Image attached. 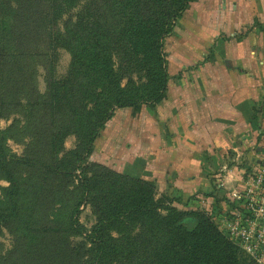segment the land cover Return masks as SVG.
<instances>
[{
  "label": "trees",
  "instance_id": "16d2710c",
  "mask_svg": "<svg viewBox=\"0 0 264 264\" xmlns=\"http://www.w3.org/2000/svg\"><path fill=\"white\" fill-rule=\"evenodd\" d=\"M37 1L44 0H0V118L4 112L16 108H23L29 117L48 111V115L55 118L58 104L62 107L65 94L74 92V87H70L72 75H78V91L86 103L77 107L68 106L75 115L80 150L90 152L91 145L115 108L131 107L138 111L142 104L155 107L165 99L167 77L161 51L162 39L172 32L179 17L196 0H47L50 14L40 30L45 32L47 25L48 47L45 49L47 52H36V57L49 60L50 74L53 72L50 60L54 64L56 49L53 43H60L61 40L52 30L57 11H69L74 5L84 2L88 13L80 19L87 20L91 27L85 31L75 24L72 25L74 28L67 30L72 21L67 23L66 31L71 36L67 35L64 43L72 48L70 72L62 80L52 78L44 97L35 95L33 87L29 88L28 84L33 75L28 61L35 57L29 51L30 45L35 42L31 40V35L37 33L29 12L32 13V5ZM108 2L115 25L109 23ZM99 9L101 15H98V21L93 19L91 22L95 16L92 12ZM77 33L78 37H75ZM121 52L127 55L126 60L131 66L133 64V70L137 69L142 75L140 84L129 79L124 87L121 86L124 71L120 69V74L114 62V55L119 56ZM90 104L94 108L86 111ZM9 114L12 116V113ZM16 122L5 131H0V174L2 180L8 183V187L2 189L0 222L9 217L24 222L25 238L37 247L42 242L35 229L43 224L36 217L35 201H30L29 211L20 205L23 195L21 181L6 163L7 157L3 154L8 151L4 141L15 138L11 136V131L15 129ZM71 154L80 156L77 151ZM51 170L54 171V168ZM70 174V169H67L65 175ZM93 188L98 191L94 197L98 201L99 213L89 237L93 246L88 251L89 264H122L124 254H127L125 260L129 264H243L238 255L241 249L218 230L207 211L181 212L164 207L163 200L155 201L156 189L152 182L112 172L104 178L84 175L76 191L75 203L72 202L74 198H66L55 190L57 194H52L55 205L62 206V209L56 210L59 213L54 216L63 218L65 231L77 228L79 208L83 198L91 195ZM29 197L37 200V196ZM159 210L166 211V214L162 215ZM137 224L148 231L160 232L158 246L153 244L152 248L132 254L111 234L124 233ZM68 225L70 228H67Z\"/></svg>",
  "mask_w": 264,
  "mask_h": 264
},
{
  "label": "rangeland",
  "instance_id": "374dc122",
  "mask_svg": "<svg viewBox=\"0 0 264 264\" xmlns=\"http://www.w3.org/2000/svg\"><path fill=\"white\" fill-rule=\"evenodd\" d=\"M49 4L47 0L37 1L32 5V13L29 12L31 22L37 28V33L31 35V40H35V42H32L29 51L35 57L28 61L33 68V75L28 79V84L30 85L29 88L33 87L35 95L43 97L47 94L48 84L51 83L52 78L59 81L66 78L70 72L72 48L68 46V43H64L66 36H71V33L66 31L67 23L72 21L71 25H67V30L74 28L72 25L75 24H79V28L85 31H88L91 27V23L88 25L87 20L80 19V17L85 18V14L88 13L84 2L74 5V8L69 11L67 9L61 13L57 11L52 30L61 40L60 43H53L56 49L54 64L50 60V64L53 65V72L50 74L48 69L49 60H46V57H36V52L44 51L48 47L47 25L45 26V32L41 31L40 28L42 23H47L46 17L50 14ZM107 5L109 23L115 25V19L111 16L110 2ZM92 13L95 16H93L91 22L93 19L98 21L101 10ZM183 14L177 20L172 32L162 39L161 51L164 55V68L167 77L164 100H167L168 86L170 80H172L171 73H173V67H175L172 60L170 36L174 34V30ZM22 31L25 32L24 28ZM78 34L75 37H78ZM82 35L84 37L85 34L82 33ZM45 51L47 52V50ZM114 57L115 68H119L120 74H122L120 69L124 71L121 86L124 87L129 79L137 85L140 84L142 75L137 72V69L133 70V64L131 66L126 60L127 55L121 52L119 56L115 54ZM199 64L200 61L196 64V67L201 65ZM72 76L70 87H74V92L65 94L62 107L61 104H58L55 118L50 117L48 111L37 114L35 117H29L23 108L8 110L12 113V116H9V112L6 111L3 113L4 116L0 118V131H5L14 121H18L15 129L11 131V136H15V138L6 139L3 143L6 150H8L4 151L3 154L7 157L6 163L11 167L14 174L20 178L23 190L22 199L19 201L20 205L25 206V209L29 211L30 201H35L36 217L43 224L35 229L39 233V239L42 242L41 245L35 247L25 238L26 226L24 222L10 217L2 220L0 222V264L90 263L88 251L93 246L89 237L98 219V201L94 197V194H98V191L93 188L91 195L88 194L83 198L76 216L77 228L71 231L64 230L62 217L56 218L54 216V214L59 213L56 210L62 209V206L55 205V198L52 196V194H57L55 190H58V194L66 198H74L72 202L75 203L78 195L76 191L79 189L84 175L90 178L96 175L99 178L101 176L104 178L109 172H112L127 178L152 182L156 189L155 201L163 200L164 207H171L181 212L205 210L214 220L218 230L226 235L223 222L231 209V204L228 203L229 200L227 204L224 202V205L217 202L212 203V205H205V203H201V197L179 194L180 191L169 193L162 190L159 181L153 179L154 154L157 151H168L169 143L168 135L162 137L160 141L154 136L159 130L158 125H154V121L159 116L157 107L160 104L155 107L142 104L138 111L131 107L115 108L112 117L104 123L98 137L91 145L90 152L80 150V138L75 132V115L68 105L72 104L73 107L82 106L86 101L81 98L78 91L79 84L76 80L78 75ZM145 82L146 80L143 81V83ZM93 108L94 106L92 107V104H90L89 107H86V111H91ZM257 127L263 131L261 134L258 131L255 133L257 139H259L261 135H264V123L263 125L258 124ZM162 130L164 129L162 128ZM165 133H168L167 128ZM254 146L258 148V154L264 156V139H259ZM75 151L80 154L79 157L71 154ZM121 155L124 159L119 158ZM236 156V152L226 151L224 163L229 169L235 165L244 170L245 166L250 163L249 160L245 159L246 156L244 155L238 158ZM65 165H68V167ZM247 167H249L246 169L248 173L253 172L250 165ZM52 168H54V171L51 170ZM67 169L71 171L70 176L65 175ZM1 175L0 199H3L2 189L8 187V183L2 180ZM29 196H37V200ZM206 208L210 210L208 211ZM159 212L162 215L166 214L164 210H159ZM67 228H70L69 225ZM111 234L118 244H123L132 254L140 253L147 247L152 248L153 244L158 246L161 238L160 232L148 231L139 224L135 228H129L124 233L112 232ZM126 255L124 254L125 257ZM238 255L243 264H258L240 250ZM125 257L121 263L129 264Z\"/></svg>",
  "mask_w": 264,
  "mask_h": 264
},
{
  "label": "crops",
  "instance_id": "0c3cea01",
  "mask_svg": "<svg viewBox=\"0 0 264 264\" xmlns=\"http://www.w3.org/2000/svg\"><path fill=\"white\" fill-rule=\"evenodd\" d=\"M170 40L175 67L154 121V136L169 143L154 154L153 179L169 193L227 204L247 166L264 162L254 146L264 139L255 135L264 123V0H197ZM226 151L250 163L229 169Z\"/></svg>",
  "mask_w": 264,
  "mask_h": 264
},
{
  "label": "built area",
  "instance_id": "2783aa9c",
  "mask_svg": "<svg viewBox=\"0 0 264 264\" xmlns=\"http://www.w3.org/2000/svg\"><path fill=\"white\" fill-rule=\"evenodd\" d=\"M231 209L223 222L231 242L258 264L264 263V162L244 173L237 189L229 193Z\"/></svg>",
  "mask_w": 264,
  "mask_h": 264
}]
</instances>
